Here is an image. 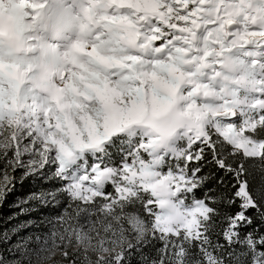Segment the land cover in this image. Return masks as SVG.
I'll list each match as a JSON object with an SVG mask.
<instances>
[{
  "label": "snow or ice",
  "instance_id": "6c2138e0",
  "mask_svg": "<svg viewBox=\"0 0 264 264\" xmlns=\"http://www.w3.org/2000/svg\"><path fill=\"white\" fill-rule=\"evenodd\" d=\"M42 7L21 0L19 32ZM80 28L55 99L22 83L30 62L0 59V206L31 181L10 219L50 210L0 231V264L57 250L70 264H264V0H89ZM234 52L255 83L243 101L217 80V57ZM178 94L211 119L161 148L139 126ZM161 184L185 209L179 224L159 211Z\"/></svg>",
  "mask_w": 264,
  "mask_h": 264
},
{
  "label": "clouds",
  "instance_id": "9594fccd",
  "mask_svg": "<svg viewBox=\"0 0 264 264\" xmlns=\"http://www.w3.org/2000/svg\"><path fill=\"white\" fill-rule=\"evenodd\" d=\"M20 3L21 0H4L3 5H0V42L11 47L18 54L33 57L30 60V68L22 77V83L28 84L42 95L55 99L61 87L59 81L64 71L62 67L65 60L64 53L70 48L61 51L53 45L52 40L45 38L52 29L43 12L26 23L27 27L23 33L19 32L15 9ZM42 21L44 23H41ZM25 33H30L28 38H25ZM80 38L81 28L78 39ZM52 39H56V36ZM217 60L219 72L217 80L226 85L224 91L229 93L228 98L232 99L230 93L235 89L240 92V100L243 101L245 94L250 93L255 87L246 67L233 53H224L217 57ZM209 96L217 99V90L210 89ZM209 119H211L209 113L203 108H194L191 113L187 112L185 98L178 94L175 102L167 109L155 116L149 115L139 126V131L154 138L159 147L171 149L178 146L182 133L187 130H202ZM155 196L162 215L174 225L182 222L185 218V209L180 206L176 194L168 185L161 184L157 187Z\"/></svg>",
  "mask_w": 264,
  "mask_h": 264
},
{
  "label": "rangeland",
  "instance_id": "374dc122",
  "mask_svg": "<svg viewBox=\"0 0 264 264\" xmlns=\"http://www.w3.org/2000/svg\"><path fill=\"white\" fill-rule=\"evenodd\" d=\"M34 2L43 5V7L39 10V13L43 12L44 16L47 19V23L52 29L51 33L46 34L45 38L52 40L53 45L58 47L61 51H66L67 49H69L79 37L80 24L84 18L85 9L89 7V0H34ZM29 12H32V10L29 9ZM34 16L35 13L32 12L31 15L26 17L25 22L27 23ZM41 23H44V21H42ZM29 35L30 33H25V38H28ZM53 36H56V39L53 40ZM233 54L237 57L241 55V53L239 52H234ZM32 58V56H28L22 53L18 54L14 49L4 45L3 42H0V59L9 62L19 61L22 62V67H27V63L30 62ZM233 120L239 123L238 118H233ZM21 192V184L17 183L13 191L6 199L7 202H4V204L0 206V209L4 206L9 210L11 214L17 212V210L19 209L13 207V204L16 201L17 197H21ZM15 223L19 222L15 219L13 224ZM39 230L40 229L36 228L26 229L24 232L20 233V235L25 236L30 232ZM16 240L17 237L13 236L11 243H15ZM3 247L6 249L8 245H4ZM68 251H77L76 245L73 244L68 248ZM5 255L7 256L8 253L5 252ZM43 255L48 258L44 259L33 256V264H70V261L64 258L63 252L60 250L55 251L54 254L44 253ZM8 258L12 259L13 257L9 256ZM93 259H95V256H93ZM77 264H80V262L78 261Z\"/></svg>",
  "mask_w": 264,
  "mask_h": 264
},
{
  "label": "trees",
  "instance_id": "16d2710c",
  "mask_svg": "<svg viewBox=\"0 0 264 264\" xmlns=\"http://www.w3.org/2000/svg\"><path fill=\"white\" fill-rule=\"evenodd\" d=\"M145 158L147 159V154L145 153ZM166 171V169H165ZM205 172H208V171H212L217 177H221V176H224V173L223 171H217L212 165H209L208 167H206L204 169ZM225 180L226 182L228 183V186L231 187V184L232 183H235L234 180H232L231 176H227L225 177ZM40 182H37V184H39ZM45 187H48L50 185H44ZM207 187H212V188H217V189H220L222 190L223 189V186L222 185H217L215 181H212L209 185H207ZM21 189H22V192H21V197L26 195L29 191L31 190H35L34 186L32 185L31 181H25L23 184H21ZM206 189H200L196 192V196L199 198V197H202L204 195V191ZM234 191V189H233ZM105 192L106 193H111L113 195H116L115 193V190L113 188V186L111 184L107 185L106 188H105ZM7 202V201H5ZM238 204H239V201H237V204L236 205H233L230 209H227V211L229 212H232V213H235L236 211H238ZM153 207L155 208L156 206L153 205ZM19 211V210H17ZM49 211L48 209H43L41 210L40 213H32L28 216H20L18 219H16V221L20 222L22 220H27V219H38L41 215H46V214H49ZM55 211H58V210H55ZM141 212H142V209H141ZM143 214V212H142ZM251 214V213H250ZM13 214H11L9 212L8 209H6L4 206L0 209V231L2 230H6L8 228L11 227V225L13 224V222L15 221V219H10V217H12ZM146 215V214H145ZM262 231H264V229H261ZM252 231V226H249V227H245V228H242L241 229V235L243 236L244 234L248 233ZM219 239V242L221 244L225 243L224 240L221 238H218ZM156 247L159 248V247H162V242H157L156 244ZM235 248L239 251L241 250V245L237 244L235 245ZM147 251V250H146ZM132 264H142L141 260L139 259V256H134L133 259H132Z\"/></svg>",
  "mask_w": 264,
  "mask_h": 264
}]
</instances>
